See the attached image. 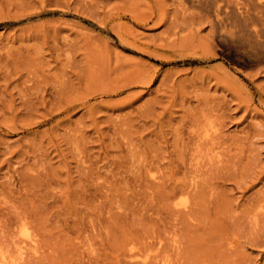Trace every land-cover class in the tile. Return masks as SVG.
<instances>
[{
    "label": "rangeland",
    "instance_id": "374dc122",
    "mask_svg": "<svg viewBox=\"0 0 264 264\" xmlns=\"http://www.w3.org/2000/svg\"><path fill=\"white\" fill-rule=\"evenodd\" d=\"M236 16L0 0V264H264V47Z\"/></svg>",
    "mask_w": 264,
    "mask_h": 264
},
{
    "label": "bare ground",
    "instance_id": "6f19581e",
    "mask_svg": "<svg viewBox=\"0 0 264 264\" xmlns=\"http://www.w3.org/2000/svg\"><path fill=\"white\" fill-rule=\"evenodd\" d=\"M195 1L200 6L204 4L205 7L213 9V12L216 16V21L217 23L221 24V26L223 25L228 27V24L229 25L234 24L232 22H231L232 24H230L229 22L231 20L232 13H235L237 15L236 18L237 17L241 18L244 22V26H246V28L249 29L251 38H253L254 41H256L258 44L264 47V0H195ZM234 27L236 26L234 25ZM224 32L226 33V30ZM230 33H234V32H230ZM208 132L209 131H207V133ZM25 236L28 237V234L26 232H25Z\"/></svg>",
    "mask_w": 264,
    "mask_h": 264
}]
</instances>
